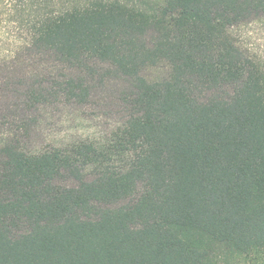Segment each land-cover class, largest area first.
Returning a JSON list of instances; mask_svg holds the SVG:
<instances>
[{
  "label": "trees",
  "instance_id": "obj_1",
  "mask_svg": "<svg viewBox=\"0 0 264 264\" xmlns=\"http://www.w3.org/2000/svg\"><path fill=\"white\" fill-rule=\"evenodd\" d=\"M262 14L264 0H0L6 111L125 83L98 137L0 133V264H264V66L233 33Z\"/></svg>",
  "mask_w": 264,
  "mask_h": 264
},
{
  "label": "rangeland",
  "instance_id": "obj_2",
  "mask_svg": "<svg viewBox=\"0 0 264 264\" xmlns=\"http://www.w3.org/2000/svg\"><path fill=\"white\" fill-rule=\"evenodd\" d=\"M83 6L86 0H53V4ZM13 4L11 2L12 9ZM234 37L242 50L264 66V14L248 20L234 28ZM163 67L150 68L147 74L158 76ZM125 83L118 78H108L102 85L96 86L89 101L81 106L68 103L64 99L53 100L40 107L30 110L25 107L6 111L14 100L12 94L5 93L0 98V133L14 132L20 134L23 141L30 147H44L48 144H62L72 139L98 137L108 131L123 117L120 105V92ZM7 117L1 118V115ZM9 115V117H8ZM29 119H35L27 133L17 125L25 126ZM28 128V127H27Z\"/></svg>",
  "mask_w": 264,
  "mask_h": 264
}]
</instances>
